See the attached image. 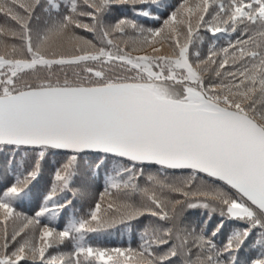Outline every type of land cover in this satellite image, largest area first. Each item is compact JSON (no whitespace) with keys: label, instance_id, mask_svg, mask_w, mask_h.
Returning a JSON list of instances; mask_svg holds the SVG:
<instances>
[{"label":"snow or ice","instance_id":"6c2138e0","mask_svg":"<svg viewBox=\"0 0 264 264\" xmlns=\"http://www.w3.org/2000/svg\"><path fill=\"white\" fill-rule=\"evenodd\" d=\"M122 5L159 26L113 22ZM0 15L14 23L0 24V146H12L8 166L19 170L0 196V264H264V0H0ZM202 28L238 38L202 58L190 52ZM65 66L81 71L70 79ZM59 153L42 205L17 213ZM82 171L103 175L99 200L63 230L41 226L72 206L65 193L83 194L72 187ZM197 208L208 218L189 230L185 212ZM217 211L243 225L219 244L223 219L207 234ZM141 218L159 223L139 227L137 248L86 243L117 226L131 232ZM250 237L257 254L241 261ZM65 241L73 251L49 253Z\"/></svg>","mask_w":264,"mask_h":264},{"label":"trees","instance_id":"16d2710c","mask_svg":"<svg viewBox=\"0 0 264 264\" xmlns=\"http://www.w3.org/2000/svg\"><path fill=\"white\" fill-rule=\"evenodd\" d=\"M169 5H178L180 0H167ZM139 7V6H138ZM174 10L173 8H168L166 11H162L161 15L163 18H167V13ZM211 11V9H210ZM55 13H53L54 15ZM126 16L128 19H136L139 23L143 24L145 27H158L159 24L153 22L150 19L136 17L133 15L131 8L129 5L122 6H114L112 8V15L110 19L114 22L116 19ZM84 23H90V19H84ZM0 24L7 27H14V23L6 20L2 15H0ZM79 35L86 36L91 39V35L87 33L85 30H77ZM201 40H195L190 48V52H200L201 57H206L208 55V48L212 43H215L217 46V51H219L222 47L228 46V41L232 40L233 42L238 38L237 33H217L216 39H213L212 35L206 31L205 29H201L199 33ZM246 38V37H245ZM6 42L8 43H19V41H13L8 39ZM53 72H56L58 75L63 78L61 68L59 66H53ZM64 72L68 73L69 78H72V73L74 71H81V68L76 66H65L63 69ZM44 74V70L41 71V75ZM25 80L32 82V76L26 75L24 77ZM12 151V146H0V196L2 193L10 187L13 183H15V176L13 172L17 175L19 174V170L13 166L9 168L8 160L9 153ZM21 152L24 149L20 150ZM20 160V155L16 156V161ZM28 162L25 164V169L30 168L31 157L27 158ZM55 161V163H53ZM64 162V154L59 153L56 155L49 154L45 161L42 163L41 175L32 182L30 185L29 195L21 201H16L14 206L16 207L17 213L24 214L28 217H31L35 214V212L42 205L43 198L50 190L53 182H54V172L55 169L58 168ZM143 186L144 181H140ZM73 188L80 189L82 195H77L75 198L70 193H65L68 199L73 201V204L70 208L65 209L60 212L55 221H49L47 215L41 218V226L44 224H49L50 227H55L57 230H63L66 225L68 219L71 215H73L74 210L76 216L84 215L90 207H93L94 204L99 200L100 194L104 192V177L103 175L99 177H93L88 174L87 171H82L81 174L74 178ZM108 197H105L107 201ZM112 199L119 201L123 199L122 194H118L113 192ZM138 200V197L134 198ZM208 218V211L202 208L190 209L185 212V220L184 224L191 228H196L199 231V228L202 226V221ZM152 219L153 223H159L153 218H141L139 223L134 222V227L131 232L126 231L122 226H117V228L109 230V233L102 234L100 236L89 235L86 238V243L91 244L93 247H101V248H127L129 246V242H131L132 248H137L139 244V232L138 229L141 225L148 223V220ZM224 220V228L221 230V234L218 237L214 238L215 241L219 244L221 241L226 242L227 236L231 232L233 228L242 227V223L230 220L227 218H222L219 215V211L213 213L212 219L208 224V235L210 236L211 231L216 227L221 220ZM23 223L22 219H17L15 223V227H20ZM13 225L9 224V231H11ZM254 237H250L244 248L238 253V258L241 261H247L250 258H255L257 252L255 249L250 248L252 240ZM189 246L191 247V241H189ZM166 250V248L161 249V251ZM73 251L72 242L65 241V244L60 246L59 248L49 249V253L52 255H56L59 252H71ZM193 253H195V249H193ZM47 255V254H46ZM181 259L183 257L173 258V264H181ZM24 264V262H22Z\"/></svg>","mask_w":264,"mask_h":264}]
</instances>
